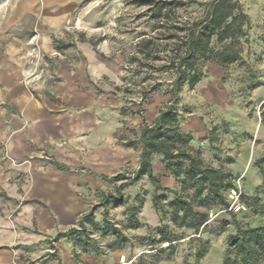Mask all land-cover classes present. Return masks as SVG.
I'll list each match as a JSON object with an SVG mask.
<instances>
[{"label": "rangeland", "instance_id": "374dc122", "mask_svg": "<svg viewBox=\"0 0 264 264\" xmlns=\"http://www.w3.org/2000/svg\"><path fill=\"white\" fill-rule=\"evenodd\" d=\"M214 1L72 0L49 8L44 0H0V51L13 42L15 54L26 60L24 78L31 90L44 78L47 85L55 81L64 62H80L87 53L98 57L110 74L101 83L110 86L123 115L141 122L120 129V144L141 148L142 128L153 125L161 111L175 109L182 132L192 139L188 148L199 151L205 164L231 175L234 189L226 196L237 219L251 227L262 226L264 209L252 212L240 196L264 205L263 181L254 166L264 156V0H235L250 22L247 36L240 40L242 59L226 68L201 62L200 82L175 91L178 73L170 63L176 51H185L189 27L204 20ZM212 46L220 49L222 44L214 38ZM138 166L131 162L111 177L109 191L95 193L96 203L87 213L93 215V222H84L85 214L80 218L83 223L76 224L81 230L74 228L86 234L76 236L78 243L87 240L88 252L109 264H223L234 229L220 232L219 228L223 221L232 222L230 214H221L216 204L202 208L195 202L196 212L215 221L202 235L177 228L169 204L175 194L190 198L193 190L183 189L163 157L155 155L154 175L171 190L158 200L157 209L155 187L147 177L118 192L126 180L116 182L115 177L125 176L130 182ZM104 196H122L125 204L117 207ZM129 219L142 227L128 229ZM160 225L183 239L168 247L156 232ZM158 248L162 250L157 252ZM203 248L208 252L202 257Z\"/></svg>", "mask_w": 264, "mask_h": 264}, {"label": "crops", "instance_id": "0c3cea01", "mask_svg": "<svg viewBox=\"0 0 264 264\" xmlns=\"http://www.w3.org/2000/svg\"><path fill=\"white\" fill-rule=\"evenodd\" d=\"M57 7L72 0H44ZM26 60L14 44L0 51V264H109L84 251L70 231L111 188V177L138 149L120 144L125 125L141 123L121 113L101 79L109 69L89 53L64 62L48 79L26 85ZM108 92V93H107Z\"/></svg>", "mask_w": 264, "mask_h": 264}, {"label": "trees", "instance_id": "16d2710c", "mask_svg": "<svg viewBox=\"0 0 264 264\" xmlns=\"http://www.w3.org/2000/svg\"><path fill=\"white\" fill-rule=\"evenodd\" d=\"M249 26V18L238 2L215 0L204 20L195 22L189 27L184 44L185 51L183 53L176 51L170 63V67L178 73L175 91H180L186 83L194 88L200 82L204 76L199 66L201 62L213 63L226 68L240 61L242 59L240 40L247 36ZM214 38L217 43L222 44L220 49L212 46ZM179 117L175 109L168 108L160 112L153 125L142 128L139 139L141 146L139 166L130 182H127L129 179L125 176L115 177L116 182L126 180L118 188V192L122 193L124 189L136 185L142 178L147 177L155 187L153 203L157 209L158 200L164 199L165 193L171 192L169 188L160 185L153 172V157L161 155L167 168L172 170L176 179L182 183L183 189L193 190L191 199L175 194V198L169 204L173 209L172 223L177 228L191 229L195 235H202L216 218L211 219L208 214L196 212L195 202H198L197 205L202 208L216 204L220 207L221 214H230L232 218V222L223 221L219 231L225 232L229 227L234 229L228 240L223 264H260L264 261V225L251 227L237 219L226 196L228 191L234 189L231 175L222 168L205 164L199 151L188 148L192 139L182 132ZM262 122H264V115ZM254 166L259 169L264 185V156L256 160ZM108 197L112 198L113 204L117 207L125 204L122 196L121 198L104 196V199ZM240 198L242 203L251 208L254 213L264 209V205L256 206L243 194ZM131 211L135 212L137 208H132ZM83 219L84 222L91 223L93 215L89 213ZM161 222H164L163 218ZM141 227L140 222L129 219L128 229ZM156 232L163 237V242L170 244L168 247L183 239L175 237L165 225H160ZM70 234L77 237L86 235L85 232L75 229H72ZM87 246V240H83L84 251H88ZM160 250L162 248H158L157 252ZM207 252V248H203L200 256L203 257Z\"/></svg>", "mask_w": 264, "mask_h": 264}, {"label": "built area", "instance_id": "2783aa9c", "mask_svg": "<svg viewBox=\"0 0 264 264\" xmlns=\"http://www.w3.org/2000/svg\"><path fill=\"white\" fill-rule=\"evenodd\" d=\"M79 222H80V223H83L82 219H80ZM79 222H78V223H79ZM76 228L79 229V230H81L80 225L76 226Z\"/></svg>", "mask_w": 264, "mask_h": 264}]
</instances>
